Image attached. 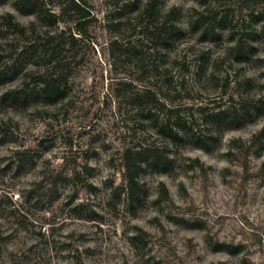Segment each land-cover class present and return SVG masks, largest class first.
<instances>
[{"label": "rangeland", "instance_id": "374dc122", "mask_svg": "<svg viewBox=\"0 0 264 264\" xmlns=\"http://www.w3.org/2000/svg\"><path fill=\"white\" fill-rule=\"evenodd\" d=\"M88 1L95 17L83 38L57 54L69 62L65 98L0 99L1 263L264 264V143H248L264 127V0H158L157 18L173 9L182 28L166 48L136 20L147 0H128L135 5L122 10L121 0ZM200 12L209 14L207 37L189 25ZM8 13L23 25L35 19L0 0V67L25 42L5 24ZM217 14H227L228 29L211 19ZM232 36L253 49L237 55ZM24 63L7 70L0 95L24 81L34 86L25 73L39 67ZM145 88L155 96L137 97ZM220 108L231 123L208 116ZM171 110L194 138L157 132ZM142 145L170 161L140 170L145 193L128 204L114 191L126 184L122 152ZM16 149L33 156L19 170ZM162 183L170 200H158Z\"/></svg>", "mask_w": 264, "mask_h": 264}, {"label": "trees", "instance_id": "16d2710c", "mask_svg": "<svg viewBox=\"0 0 264 264\" xmlns=\"http://www.w3.org/2000/svg\"><path fill=\"white\" fill-rule=\"evenodd\" d=\"M13 6L23 14H33L35 19L31 20L28 25H23L17 21L12 13L5 16V24L10 30L18 35L24 44L20 48H14L9 55L13 61L11 65L0 67V84L6 81L7 73L18 71L16 64L29 63L33 66H38V70H26L25 76L30 75L33 79L34 86L29 89L27 82H23L22 87L10 88L0 95V99L4 103L15 105L22 103L29 98L40 99L45 104L54 103L65 98V90L68 80V72L65 73L68 61L58 55L66 45L74 44L78 39L83 38V27L94 19V14L91 4L88 0H11ZM122 5L120 10L126 9L135 3L130 4L128 0H121ZM158 0H147L142 7L137 10L136 20L139 25H143L146 34L153 41L154 45L168 47L172 41L181 35L182 28L173 21V9L167 10L163 18H157ZM209 14L202 12L189 22L192 29L200 31L203 37H207L209 24L207 19ZM219 17V18H218ZM213 21L224 29H228L227 14L212 16ZM61 22L65 24L61 27ZM214 23V22H213ZM212 25V23L210 24ZM264 32V24L262 25ZM210 33H215V27L212 26ZM245 36L229 38L233 41L229 46V50L237 55H247L253 49L251 42H247ZM251 39H254L250 36ZM232 39V40H231ZM117 44L118 41H114ZM15 51V52H14ZM38 52H42L44 60H38ZM58 54V55H57ZM2 56L0 54V60ZM46 59V60H45ZM23 61V62H22ZM262 61V59H261ZM24 63V64H25ZM9 71L7 72V70ZM28 89L30 91H28ZM150 98L155 96L151 88H145L144 92L137 94V97ZM206 111V108H201ZM150 111V110H149ZM168 114L163 122L156 124L157 132L172 141L183 140L185 138H194L195 133L190 128H186V124L174 119L172 121L173 111ZM216 120L231 121L229 111L220 108L208 114ZM231 123V122H230ZM231 125V124H229ZM5 129L0 124V135H4ZM264 127L259 129L248 141L249 146L263 145ZM240 139L233 140L232 143H238ZM199 147L207 148L204 144H197ZM237 147L241 145L237 144ZM247 146V147H249ZM231 151V150H229ZM17 170L32 162L33 156L28 150L16 149L12 156ZM170 161V156L167 155L161 148L155 145H142L139 147L130 146L122 152L123 177L126 182L125 186H116L114 191L120 193L124 191L125 200L128 204H134L142 198L145 193V184L140 181V170L145 167H151L160 170ZM198 166L203 164L196 159ZM7 167L9 164L6 165ZM5 166V167H6ZM73 178L79 177V172L76 170L72 173ZM56 182H54V185ZM52 189V188H50ZM158 200H170L167 187L164 183L161 184V190ZM1 204V201H0ZM2 208V207H0ZM140 237V236H139ZM142 237V236H141ZM2 229L0 225V259L2 251ZM221 247L229 252H236L237 246L233 244H222ZM0 264L1 263L0 261Z\"/></svg>", "mask_w": 264, "mask_h": 264}]
</instances>
